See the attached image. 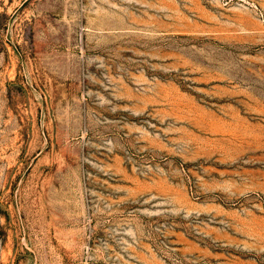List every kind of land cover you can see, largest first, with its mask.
<instances>
[{
  "label": "rangeland",
  "instance_id": "1",
  "mask_svg": "<svg viewBox=\"0 0 264 264\" xmlns=\"http://www.w3.org/2000/svg\"><path fill=\"white\" fill-rule=\"evenodd\" d=\"M0 264H264V0H0Z\"/></svg>",
  "mask_w": 264,
  "mask_h": 264
}]
</instances>
